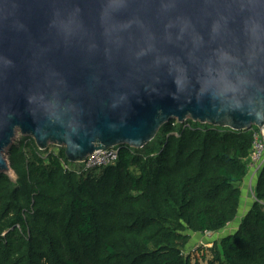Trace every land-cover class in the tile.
I'll use <instances>...</instances> for the list:
<instances>
[{"label": "water", "instance_id": "obj_1", "mask_svg": "<svg viewBox=\"0 0 264 264\" xmlns=\"http://www.w3.org/2000/svg\"><path fill=\"white\" fill-rule=\"evenodd\" d=\"M175 119L264 126V0H0V173L17 131L81 164Z\"/></svg>", "mask_w": 264, "mask_h": 264}, {"label": "trees", "instance_id": "obj_2", "mask_svg": "<svg viewBox=\"0 0 264 264\" xmlns=\"http://www.w3.org/2000/svg\"><path fill=\"white\" fill-rule=\"evenodd\" d=\"M252 147L251 131L176 120L142 149L123 146L115 165L80 174L64 148L24 138L9 155L16 180L0 175V264H193L192 235L239 217ZM254 197L205 264H264V169Z\"/></svg>", "mask_w": 264, "mask_h": 264}, {"label": "rangeland", "instance_id": "obj_3", "mask_svg": "<svg viewBox=\"0 0 264 264\" xmlns=\"http://www.w3.org/2000/svg\"><path fill=\"white\" fill-rule=\"evenodd\" d=\"M176 120L177 119H175L173 121H176ZM188 120H191V119H187L186 121H188ZM186 121H184V122H186ZM254 128H256V127H254ZM24 138H32V137L29 135H24L21 131H17L11 146L4 153L5 160L8 164V167H9V169L7 171H5L4 174L9 175L13 181L16 180V176H15V173L10 168V161H9L10 151L12 150V148L16 147L20 143V141H23ZM60 148H62V147H58V146L51 144L46 150H43V151H45V152L58 151ZM70 167H71V169H74L75 166L74 167L70 166ZM249 167H250V165H249ZM95 173H98V172L96 171ZM1 174H3V173H0V175ZM255 182H256V180H255ZM255 182H253V180L248 176L247 181L244 183V186L247 188L242 187L243 192H244V200H243L242 209L240 211V215L237 218L236 222L231 224L229 226V228H226L224 231L217 233V234L192 235V239L188 245L187 250L185 251V255L190 256L192 258L193 264H205V262L203 261L204 260L203 255L204 254L206 255V257H207L206 260L210 259L211 250L213 249L215 243L219 242L222 239V237L226 236L228 233L234 232L239 228V225L241 223L242 218L250 210L251 204L254 201H256L255 197H254ZM245 204H247V205H245ZM199 258H200V260H199Z\"/></svg>", "mask_w": 264, "mask_h": 264}, {"label": "built area", "instance_id": "obj_4", "mask_svg": "<svg viewBox=\"0 0 264 264\" xmlns=\"http://www.w3.org/2000/svg\"><path fill=\"white\" fill-rule=\"evenodd\" d=\"M253 147L250 158V171L253 175L264 169V126L260 128H252ZM121 148H109L100 150L89 155L86 160L81 163L79 173L91 172L94 170L104 169L115 165L119 160Z\"/></svg>", "mask_w": 264, "mask_h": 264}, {"label": "crops", "instance_id": "obj_5", "mask_svg": "<svg viewBox=\"0 0 264 264\" xmlns=\"http://www.w3.org/2000/svg\"><path fill=\"white\" fill-rule=\"evenodd\" d=\"M249 177L253 180V182H255L257 175H253V173L250 172ZM245 188H247V187H245ZM245 205H247V204H245Z\"/></svg>", "mask_w": 264, "mask_h": 264}, {"label": "bare ground", "instance_id": "obj_6", "mask_svg": "<svg viewBox=\"0 0 264 264\" xmlns=\"http://www.w3.org/2000/svg\"><path fill=\"white\" fill-rule=\"evenodd\" d=\"M7 166H8V164H7Z\"/></svg>", "mask_w": 264, "mask_h": 264}]
</instances>
